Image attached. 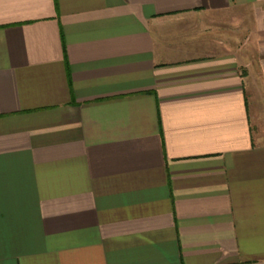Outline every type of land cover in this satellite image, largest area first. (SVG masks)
<instances>
[{
  "label": "crops",
  "instance_id": "1",
  "mask_svg": "<svg viewBox=\"0 0 264 264\" xmlns=\"http://www.w3.org/2000/svg\"><path fill=\"white\" fill-rule=\"evenodd\" d=\"M0 264H264V0H0Z\"/></svg>",
  "mask_w": 264,
  "mask_h": 264
}]
</instances>
